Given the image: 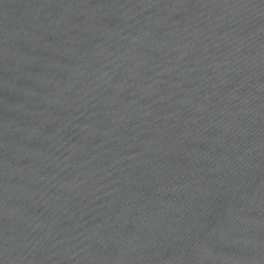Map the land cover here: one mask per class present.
Returning a JSON list of instances; mask_svg holds the SVG:
<instances>
[{
    "label": "water",
    "instance_id": "water-1",
    "mask_svg": "<svg viewBox=\"0 0 264 264\" xmlns=\"http://www.w3.org/2000/svg\"><path fill=\"white\" fill-rule=\"evenodd\" d=\"M0 264H264V0H0Z\"/></svg>",
    "mask_w": 264,
    "mask_h": 264
}]
</instances>
